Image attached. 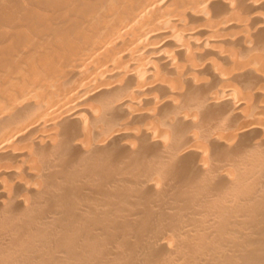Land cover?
I'll return each mask as SVG.
<instances>
[{
  "label": "bare ground",
  "instance_id": "obj_1",
  "mask_svg": "<svg viewBox=\"0 0 264 264\" xmlns=\"http://www.w3.org/2000/svg\"><path fill=\"white\" fill-rule=\"evenodd\" d=\"M0 264H264V0H0Z\"/></svg>",
  "mask_w": 264,
  "mask_h": 264
}]
</instances>
